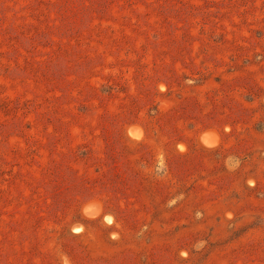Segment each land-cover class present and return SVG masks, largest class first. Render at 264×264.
<instances>
[{
    "label": "rangeland",
    "instance_id": "rangeland-1",
    "mask_svg": "<svg viewBox=\"0 0 264 264\" xmlns=\"http://www.w3.org/2000/svg\"><path fill=\"white\" fill-rule=\"evenodd\" d=\"M0 107V264H264V0H0Z\"/></svg>",
    "mask_w": 264,
    "mask_h": 264
},
{
    "label": "trees",
    "instance_id": "trees-1",
    "mask_svg": "<svg viewBox=\"0 0 264 264\" xmlns=\"http://www.w3.org/2000/svg\"><path fill=\"white\" fill-rule=\"evenodd\" d=\"M41 3H42V2H41ZM41 5H42V4H41ZM0 108H1V107H0ZM202 244H203V242H200V243H198L197 245L199 246V245H202ZM198 249H199V248H198ZM198 249H197V250H198ZM60 255H65V256L68 258V260L70 261V263L73 264L71 258H70L68 255H66V254L63 253V252H60V253H59V256H60Z\"/></svg>",
    "mask_w": 264,
    "mask_h": 264
},
{
    "label": "water",
    "instance_id": "water-1",
    "mask_svg": "<svg viewBox=\"0 0 264 264\" xmlns=\"http://www.w3.org/2000/svg\"><path fill=\"white\" fill-rule=\"evenodd\" d=\"M63 256V255H62ZM66 260H68V259H66Z\"/></svg>",
    "mask_w": 264,
    "mask_h": 264
},
{
    "label": "bare ground",
    "instance_id": "bare-ground-1",
    "mask_svg": "<svg viewBox=\"0 0 264 264\" xmlns=\"http://www.w3.org/2000/svg\"><path fill=\"white\" fill-rule=\"evenodd\" d=\"M136 136V135H135ZM95 217V216H94Z\"/></svg>",
    "mask_w": 264,
    "mask_h": 264
}]
</instances>
